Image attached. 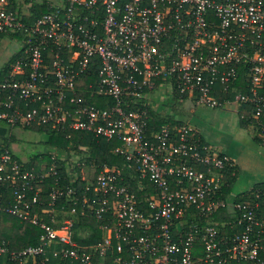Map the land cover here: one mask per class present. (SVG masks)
<instances>
[{
  "label": "built area",
  "instance_id": "2783aa9c",
  "mask_svg": "<svg viewBox=\"0 0 264 264\" xmlns=\"http://www.w3.org/2000/svg\"><path fill=\"white\" fill-rule=\"evenodd\" d=\"M38 3L48 10L37 14ZM2 35L21 47L0 71V121L105 137L129 174L104 164L94 183L85 145L56 147L37 169L0 149V209L42 229L37 244L1 242L0 256L15 264H264V184L225 193L230 155L189 122L150 125L151 110L173 114L166 100L221 107L264 147V0H0ZM89 90L105 103L85 102ZM83 217L98 222L94 244L75 238Z\"/></svg>",
  "mask_w": 264,
  "mask_h": 264
},
{
  "label": "trees",
  "instance_id": "16d2710c",
  "mask_svg": "<svg viewBox=\"0 0 264 264\" xmlns=\"http://www.w3.org/2000/svg\"><path fill=\"white\" fill-rule=\"evenodd\" d=\"M37 14L46 12L48 10V6L45 3H38L36 7H34ZM15 53L11 56V58L4 64L1 71H6L11 63L15 59ZM92 94L87 96L85 102L87 103H105L103 102V98L96 96L93 91L89 90ZM87 94V93H86ZM89 95V94H88ZM95 95V96H94ZM219 98H222V95H218ZM153 115V119L150 121L151 127L158 128L162 123L165 122H177L174 115L172 114H162L160 112H155L151 110ZM36 129L39 131H45L48 134V142L53 144L55 148H63L67 149L69 145L74 147L85 145L90 147V157L86 159V163L84 164L86 168V173L93 182H96V176L98 175L101 167L104 164L108 165H119L124 167V174L128 175L129 171L125 168L126 159L123 155L115 153L113 151V146L115 144L114 141H110L102 136H96L93 133L83 131V130H74L69 129L70 137L63 135L57 129H52L49 124H35L32 127H27ZM12 137V136H11ZM13 138V137H12ZM12 138H6L5 143L0 145V149L8 148L17 158L21 161H24L18 154L15 153L14 149L11 147ZM258 140V137L256 138ZM37 156V157H36ZM38 155L32 156L26 162L37 169L39 159ZM47 164L50 163V154L48 156V160H46ZM74 170L78 172V180L75 182L79 184L80 187H83L84 184L87 183V180H82L80 177V168L78 166H74ZM60 175L62 176L63 183L66 184L70 182V176H68V171L66 170V165L62 162L60 167ZM227 179L229 181V185L224 188L225 193H229L231 191V184L235 180L236 176L232 175L231 171H227L226 173ZM55 180L53 177H47L44 184V189L42 191L41 198L45 202L49 201V191L50 187L54 184ZM5 192V196L9 201L12 200V194L10 189L8 188ZM4 204H8L9 202H3ZM68 203V202H67ZM71 205V203L67 204ZM41 207V206H40ZM45 220H49L48 215H45ZM97 220L95 217L86 218L83 217L76 224L77 232L75 234V238L79 241V243L83 245H90L96 243L100 237V229L98 228ZM87 232V233H86ZM42 233V229L36 224L31 223L30 221L24 220L10 214L4 210L0 209V243L5 241L12 248H21L29 244H37L40 242V235ZM85 233V234H84ZM90 235V236H89ZM0 264H15L13 263L7 255L0 256ZM31 264H40V261L37 260L36 263Z\"/></svg>",
  "mask_w": 264,
  "mask_h": 264
},
{
  "label": "crops",
  "instance_id": "0c3cea01",
  "mask_svg": "<svg viewBox=\"0 0 264 264\" xmlns=\"http://www.w3.org/2000/svg\"><path fill=\"white\" fill-rule=\"evenodd\" d=\"M186 104L188 105L189 103H178L179 111L174 110L172 114L176 120L184 121L182 115L186 113ZM190 108L193 110L194 107L192 108L191 105ZM214 109L220 110L212 111L213 115H217L222 123L229 126V130L223 133L224 138L212 144L208 139H211V132L213 131L207 124L199 123L193 124V126L198 131L204 143L211 145L222 153L230 155L234 159L235 166L231 173L235 175L236 178L231 184V191L237 193L244 192L256 185L264 184V147L259 144L254 134H252L251 129H249L251 127L241 120L239 114L235 110L221 107ZM0 123V145H3L8 129L3 125L4 122L0 121ZM12 130L11 128L9 132L11 133ZM12 143L13 142H11V145Z\"/></svg>",
  "mask_w": 264,
  "mask_h": 264
},
{
  "label": "rangeland",
  "instance_id": "374dc122",
  "mask_svg": "<svg viewBox=\"0 0 264 264\" xmlns=\"http://www.w3.org/2000/svg\"><path fill=\"white\" fill-rule=\"evenodd\" d=\"M20 47L21 44L18 38H13L9 35H2L0 37V71L4 64L11 58L14 53H16L20 49ZM174 102L175 101L171 100H166L164 102L165 105L170 107L168 112H172L174 110L179 111V102ZM188 105H185L186 113L182 115L185 122L190 121L191 123H189L192 125L199 123L207 124L214 132H211V139H208L212 144H215V141L218 142L222 138H224L223 133L229 130V126L222 123L221 119L217 117V115H213L212 112L220 109L215 110L213 107H195L194 105H192V108H194L193 110H191V104L189 106ZM3 125L8 129L6 138L13 137V143L11 146L14 149L15 153L24 160H29L32 156L38 155L37 159H39V161H46L48 160L49 154L56 150L55 146L48 142V134L45 131H39L36 129L25 128L21 126L11 127L6 123H4ZM11 128L13 130L10 133L9 130ZM251 132L253 134V129H251ZM60 151L65 156L66 151Z\"/></svg>",
  "mask_w": 264,
  "mask_h": 264
}]
</instances>
